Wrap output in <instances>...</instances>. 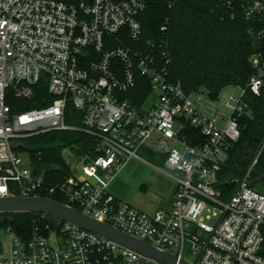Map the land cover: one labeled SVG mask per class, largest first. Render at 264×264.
<instances>
[{
    "label": "built area",
    "instance_id": "2783aa9c",
    "mask_svg": "<svg viewBox=\"0 0 264 264\" xmlns=\"http://www.w3.org/2000/svg\"><path fill=\"white\" fill-rule=\"evenodd\" d=\"M147 2L0 0V195H62L85 214L194 264H264V193L250 179L260 153L229 199L216 187L221 163L241 136L244 94L264 93V0H223L233 10L239 4L251 21L254 73L239 95L226 96L218 113L204 110L181 81L170 79L165 51L141 43L138 16ZM138 75L151 87L140 107L122 97L136 87ZM154 92L157 99L146 106ZM38 95H49L50 102L24 109ZM70 104L79 119L69 114ZM189 124L204 142L188 141ZM53 130L82 131L97 141L80 154L66 147L63 156L73 158L65 159L69 173L50 184L32 158L22 166L17 148L23 138ZM144 147L165 151L161 170L176 181L169 209L150 213L110 192L128 162L143 159ZM56 219L29 240L15 235L10 252L0 251V264H166Z\"/></svg>",
    "mask_w": 264,
    "mask_h": 264
},
{
    "label": "trees",
    "instance_id": "16d2710c",
    "mask_svg": "<svg viewBox=\"0 0 264 264\" xmlns=\"http://www.w3.org/2000/svg\"><path fill=\"white\" fill-rule=\"evenodd\" d=\"M61 1L79 3L82 0ZM138 19L142 25L141 43L154 42L156 47L167 53L170 79L181 81L187 94L206 89L209 97L216 100L226 87H247L254 73L249 59L253 39L249 33L251 21L239 4L233 10L224 5L223 0H148ZM127 43L135 46L132 41L127 40ZM137 80L136 87L122 97L131 99L140 107L149 96L151 87L147 77L138 75ZM38 96L39 100L28 102L24 109L45 106L50 102L49 95ZM243 98L248 109L239 118L241 136L221 163L216 186L223 199L231 197L258 153V162L251 171V185L257 184L252 179L253 175L264 179V93L257 95L247 89ZM68 111L72 117H81L72 104ZM67 120L81 124L80 120L73 121L70 117ZM185 134L192 144L206 139L190 124ZM96 141L95 137L82 131L53 130L23 138V145L17 150L29 151L35 170H45L46 181L52 184L63 181L69 173L63 156L66 147L80 154L91 150ZM53 198L66 201L59 194ZM56 221V217L48 215L43 218L41 213L0 214V228L23 240H29L38 229L45 231L48 224L55 225ZM262 254L264 256V244Z\"/></svg>",
    "mask_w": 264,
    "mask_h": 264
},
{
    "label": "rangeland",
    "instance_id": "374dc122",
    "mask_svg": "<svg viewBox=\"0 0 264 264\" xmlns=\"http://www.w3.org/2000/svg\"><path fill=\"white\" fill-rule=\"evenodd\" d=\"M240 86L226 87L220 94L217 101L212 100L206 89H202L199 93H193L192 98L197 100L200 106L209 113H218L224 110V101L226 96L230 93L239 95L241 92ZM157 93L154 92L147 100L146 106L157 99ZM180 150L183 146L175 143L173 144ZM164 149L160 152L152 150L151 153L145 150H140L139 155L147 162L136 159L131 160L119 172L116 179L110 185V191L119 198L127 201H140L148 206H167L169 190L172 184L176 183L175 179L162 171L165 169L166 154ZM23 158V167L30 165L31 155L29 151H19ZM64 158L73 163V158L69 152L64 153ZM151 163L154 166L148 164ZM181 175V173H178ZM260 176L253 175V180H256V189L264 193V179ZM15 240V234L9 233L0 228V244L2 252L7 255L10 252L11 245ZM186 256H189L186 250Z\"/></svg>",
    "mask_w": 264,
    "mask_h": 264
},
{
    "label": "water",
    "instance_id": "95a60500",
    "mask_svg": "<svg viewBox=\"0 0 264 264\" xmlns=\"http://www.w3.org/2000/svg\"><path fill=\"white\" fill-rule=\"evenodd\" d=\"M44 213L66 220L91 230L97 234L121 243L141 254L156 258L166 264H194L179 259L174 254L134 237L120 229L85 214L78 208L46 196L0 195V214L4 213Z\"/></svg>",
    "mask_w": 264,
    "mask_h": 264
},
{
    "label": "crops",
    "instance_id": "0c3cea01",
    "mask_svg": "<svg viewBox=\"0 0 264 264\" xmlns=\"http://www.w3.org/2000/svg\"><path fill=\"white\" fill-rule=\"evenodd\" d=\"M142 150H145V151H147V152H150L151 153V149L149 148V147H144ZM136 159H138V158H136ZM132 160H135V159H132ZM139 160H142V161H144V162H147L145 159H139ZM148 164H150V165H152V166H154L153 164H151V163H148ZM116 179V178H115ZM114 179V180H115ZM113 180V181H114ZM175 191H176V183L174 184H172V186H171V188H170V190H169V194H170V196L168 197V205L167 206H148V205H146L145 203H142V202H140V201H127V200H123V199H121V198H119L117 195H115L114 193H112L111 191V193L115 196V197H117V198H119V199H121V200H123V201H127V202H130L131 204H133V205H135V206H137V207H139V208H141V209H143V210H145V211H147V212H150V213H153V212H155L158 208H163V209H169L170 207H171V202H172V199H173V197H174V194H175ZM0 251H2V248H1V244H0Z\"/></svg>",
    "mask_w": 264,
    "mask_h": 264
}]
</instances>
